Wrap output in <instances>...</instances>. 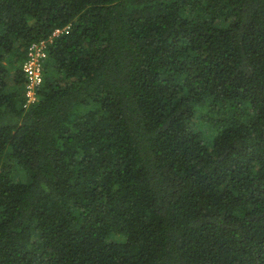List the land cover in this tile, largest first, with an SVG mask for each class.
Segmentation results:
<instances>
[{
	"label": "trees",
	"instance_id": "16d2710c",
	"mask_svg": "<svg viewBox=\"0 0 264 264\" xmlns=\"http://www.w3.org/2000/svg\"><path fill=\"white\" fill-rule=\"evenodd\" d=\"M0 264H264V0H0Z\"/></svg>",
	"mask_w": 264,
	"mask_h": 264
},
{
	"label": "built area",
	"instance_id": "2783aa9c",
	"mask_svg": "<svg viewBox=\"0 0 264 264\" xmlns=\"http://www.w3.org/2000/svg\"><path fill=\"white\" fill-rule=\"evenodd\" d=\"M69 27L55 29L45 40L33 42L29 45L25 61L22 64V71L26 77L24 87L25 106L37 101V90L42 83V66L47 57L49 45L53 40L66 34Z\"/></svg>",
	"mask_w": 264,
	"mask_h": 264
}]
</instances>
